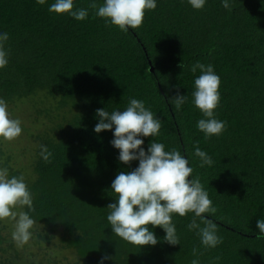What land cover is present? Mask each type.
Here are the masks:
<instances>
[{"label": "trees", "instance_id": "trees-1", "mask_svg": "<svg viewBox=\"0 0 264 264\" xmlns=\"http://www.w3.org/2000/svg\"><path fill=\"white\" fill-rule=\"evenodd\" d=\"M53 2L0 0V33L9 36L0 98L9 108L29 99L35 109L34 131L23 128L33 144L27 166L20 168L1 140L0 166L25 177L36 221L23 247L12 239L13 225L0 222V264H101L105 255L112 259L103 264H191L196 258L200 264H264V236L256 226L264 219V0H230L232 11L222 0H207L202 11L187 0H156L143 26L128 32L106 26L91 9L85 21L50 13ZM75 2L87 8L91 0ZM197 61L212 65L221 79L216 118L226 131L207 139L197 128L204 117L192 97L200 73L190 68ZM177 91L188 97L179 111L168 100ZM133 98L162 123L159 136L143 138L144 150L152 141L179 150L194 170L191 178L199 176L218 208L206 217L223 238L216 248L205 249L188 230L192 213L173 216L175 246L159 227L150 226L157 245L142 248L112 232L111 184L139 161L120 163L111 144L114 128L97 134L96 113L122 111ZM197 142L212 166L200 167ZM41 145L52 153L47 162Z\"/></svg>", "mask_w": 264, "mask_h": 264}, {"label": "clouds", "instance_id": "clouds-1", "mask_svg": "<svg viewBox=\"0 0 264 264\" xmlns=\"http://www.w3.org/2000/svg\"><path fill=\"white\" fill-rule=\"evenodd\" d=\"M37 4L45 5L47 0H36ZM197 11L205 8L207 0H187ZM222 7L232 11L230 0H222ZM157 8L156 0H103L97 3L91 0L87 8L78 7L75 0H54L48 7L50 13L67 15L76 21H85L91 9L95 17L105 21L106 26L117 27L121 32L139 29L143 26L147 12ZM9 36L0 33V70L9 63V50L5 45ZM182 67V65H181ZM200 75L194 79L193 103L204 118L197 121V128L205 138L220 136L226 131V123L216 118V110L220 106L221 79L212 65L197 61L190 71ZM176 110L187 102V95L177 91L168 99ZM99 122L94 131H112V146L119 150V161L130 165L139 161V166L132 171L120 172L111 184L116 203L109 204L107 221L112 232L127 243L137 246H156L159 242L151 228L159 227L166 233L164 240L172 245H179L173 216L185 217L194 214L187 225L189 231H195L205 249H214L223 243L218 236V226L206 217L214 216L218 208L213 205L209 193L204 189L199 176L191 178L193 168L189 161L177 149L166 151L163 143L151 142L147 151L144 150V139L157 137L162 128L161 121L153 112L138 99H131L127 107L111 112L98 109ZM23 134L22 122L13 118L5 99L0 98V140L13 142ZM194 155L200 160V167L212 166V158L197 142ZM40 155L47 162L52 153L47 146H40ZM33 193L23 175L10 176L8 167L0 166V222L13 225L12 239L19 247L32 240L36 221L29 215L33 212ZM24 209H27L25 211ZM199 220V223L197 222ZM203 225V227H201ZM260 236H264V219L257 220ZM257 238H260L259 236ZM199 249L193 248L192 255L199 256ZM112 259L105 255L104 260ZM216 257L215 260H219ZM191 264H200L198 258Z\"/></svg>", "mask_w": 264, "mask_h": 264}, {"label": "rangeland", "instance_id": "rangeland-1", "mask_svg": "<svg viewBox=\"0 0 264 264\" xmlns=\"http://www.w3.org/2000/svg\"><path fill=\"white\" fill-rule=\"evenodd\" d=\"M19 106H15L12 108H9L10 113L12 114L13 118L19 119L22 122V128L29 129L34 131L32 128L33 126V120H32V114L34 113L33 104L30 102V100H25L22 103L18 104ZM32 106V107H30ZM39 122V119H38ZM1 142L4 144V148L9 149L12 153L17 154L15 156L16 164L19 165L20 168L25 169L27 163H28V156L30 155V151L33 147V144L30 142V140L26 136V132L23 129V134L15 141L13 142ZM8 151V150H7ZM31 156V155H30ZM53 253H58L55 249L52 250Z\"/></svg>", "mask_w": 264, "mask_h": 264}, {"label": "water", "instance_id": "water-1", "mask_svg": "<svg viewBox=\"0 0 264 264\" xmlns=\"http://www.w3.org/2000/svg\"><path fill=\"white\" fill-rule=\"evenodd\" d=\"M150 71H153V69H152V68H150Z\"/></svg>", "mask_w": 264, "mask_h": 264}]
</instances>
